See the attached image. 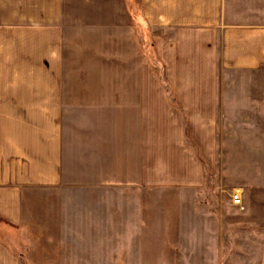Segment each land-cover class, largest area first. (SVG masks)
Listing matches in <instances>:
<instances>
[{
	"label": "crops",
	"instance_id": "crops-1",
	"mask_svg": "<svg viewBox=\"0 0 264 264\" xmlns=\"http://www.w3.org/2000/svg\"><path fill=\"white\" fill-rule=\"evenodd\" d=\"M130 1L122 0L116 8L128 13V21L110 26L109 42L138 43L133 42V33L146 28L153 34L160 71L149 53L141 51L138 84H132L130 96L140 99L136 145L124 153L126 178L109 180L108 186L118 195L161 186L157 213L162 214V237H183L178 219L185 203L188 207L204 199L202 191L217 156L218 107L223 100L218 75L264 67V0ZM69 7L68 0H0V264H27L19 256L16 236L23 220V191L59 187L64 164L74 162L68 158V146L75 145L70 134L73 119L65 118L66 108L75 101L73 93L97 92L99 101L105 94L115 105L124 99L112 80L104 83L98 74L94 84L73 78L67 66L68 45L75 39L66 22ZM122 28H129V35L122 36ZM111 72L110 67L109 76ZM103 110L85 111L82 123L99 129ZM111 137L107 143L117 151L120 138ZM92 145L83 149V156L105 154ZM83 156H78L81 166ZM79 187L103 189L102 182H83ZM62 201L68 204L66 198ZM198 219L196 214L190 222L192 239L187 244L162 239V264H190L193 256L204 260V253L215 252L219 229ZM262 234L258 264H264ZM166 250L176 254L168 259L163 255Z\"/></svg>",
	"mask_w": 264,
	"mask_h": 264
},
{
	"label": "rangeland",
	"instance_id": "rangeland-1",
	"mask_svg": "<svg viewBox=\"0 0 264 264\" xmlns=\"http://www.w3.org/2000/svg\"><path fill=\"white\" fill-rule=\"evenodd\" d=\"M68 4L66 22L71 25L69 29L75 39L68 45L67 66L73 78L77 83L87 84L92 80L94 84L98 74L104 83L106 79L112 80L124 99L119 98L115 105L105 94L99 101L97 92L73 93L75 101L66 108L65 118L73 119L70 134L75 145L68 146V158L74 162L64 164L59 187L23 191V220L16 231L22 261L27 264H162V239L167 244H187L192 239L190 222L197 214L198 222L213 224L219 229L220 245L214 253H204V260H194L193 256L188 263L258 264L264 231V67L251 71L224 70L218 75L223 100L218 107L217 156L213 171L208 172L207 187L202 191L204 199L198 204L194 200L188 207L185 203L178 219L183 237H162V214L157 213L161 186L137 187L119 195L108 186L109 180L122 182L126 178L122 177L126 175L128 161L124 153L128 149L133 151L136 145L140 99L131 100L130 96L132 84H138L141 51L149 53L152 65L160 71L153 34L145 28L144 33H133V42L138 43L112 44L110 26L128 21L127 12L119 8L116 11L122 0H68ZM84 23L87 27H81ZM122 29V36L129 35V28ZM110 67L111 76L107 73ZM96 108L105 109L104 122L98 127L101 130L82 123L85 111ZM116 110L120 124L117 126ZM111 135L120 138L117 151L107 143ZM91 144L105 154L83 156V149ZM80 153L84 157L83 166L78 162ZM83 182H102L103 189L80 188ZM233 189H241L243 206L240 208L243 209L232 204ZM114 195L119 198H113ZM64 198L67 205L63 204ZM171 254L176 253L168 250L163 253L168 259Z\"/></svg>",
	"mask_w": 264,
	"mask_h": 264
},
{
	"label": "built area",
	"instance_id": "built-area-1",
	"mask_svg": "<svg viewBox=\"0 0 264 264\" xmlns=\"http://www.w3.org/2000/svg\"><path fill=\"white\" fill-rule=\"evenodd\" d=\"M230 198L233 204L239 207L243 206L242 195H241L240 189H233V191L231 192Z\"/></svg>",
	"mask_w": 264,
	"mask_h": 264
}]
</instances>
